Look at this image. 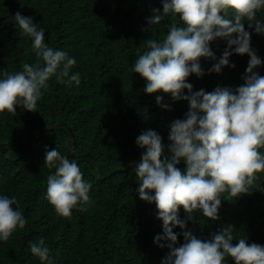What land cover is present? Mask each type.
I'll return each mask as SVG.
<instances>
[{
  "label": "trees",
  "instance_id": "trees-1",
  "mask_svg": "<svg viewBox=\"0 0 264 264\" xmlns=\"http://www.w3.org/2000/svg\"><path fill=\"white\" fill-rule=\"evenodd\" d=\"M154 7L161 8L160 0H0V71H22L23 63H36L31 40L10 20L20 12L45 29L49 46L76 59L72 71L81 76L79 87L72 88L51 79L37 112L17 107L16 115L0 114V147L7 153L0 149V194L15 195L27 220L24 229L0 242V264H41L28 248L41 237L54 264H160L169 251L153 242L162 234V221L155 203L141 200L135 191L139 181L133 169L144 151L135 144L136 137L152 129L169 143V123L183 119L188 110L187 101H173L166 94L162 103L170 110L159 107L155 96L161 93H145L144 79L132 72L137 50L143 51L144 40L152 36L142 29L148 27L146 18ZM167 23L183 26L178 17L166 18L154 26L155 38H163ZM225 47L220 39L211 43L217 57ZM251 47L264 61V36L251 32ZM229 60L235 67L224 66L217 74L207 72L215 61L201 58L206 74L191 75L187 81L194 91L207 92L243 85L249 57L233 54ZM256 71L264 76V63ZM54 147L76 162L92 184L91 204L86 211L73 209L71 219L57 215L45 197L50 170L43 157L46 148ZM92 160L102 177L125 169L98 180ZM177 167L183 170V162ZM259 176L264 187V173ZM218 215L220 219L212 221L194 212L187 229L204 240L232 225L234 237L264 245V193L222 199ZM180 217H185L182 208ZM178 243H183L182 235ZM226 264L234 262L226 258Z\"/></svg>",
  "mask_w": 264,
  "mask_h": 264
},
{
  "label": "clouds",
  "instance_id": "clouds-1",
  "mask_svg": "<svg viewBox=\"0 0 264 264\" xmlns=\"http://www.w3.org/2000/svg\"><path fill=\"white\" fill-rule=\"evenodd\" d=\"M160 4L146 18L148 27L142 30L152 36L144 40L143 51L137 50L132 64V72L145 81L143 91L161 93L155 96L159 107L170 110L169 104L162 103L165 94L188 104L184 118L168 125L169 143H163L152 129L135 139L144 149L133 167L140 182L135 191L141 200L155 203L162 234L153 242L169 250L160 264H226V258L234 264H264V245L234 237L232 225L204 240L187 229L194 212L216 221L222 199L264 193L258 183L259 174L264 173V76L256 71L264 61L251 47V32L264 36V0H160ZM176 17L183 26L167 23L163 38H155L154 26ZM10 20L31 40L36 63H23L22 71H0V114L16 115L17 107L37 112L38 101L53 78L66 88L79 87L80 73L72 71L77 63L74 57L49 46L45 29L32 17L17 12ZM218 39L226 42L219 57L211 48ZM233 54L249 57L243 85L217 86L211 92L193 90L187 78L206 74L201 58L215 61L207 72L219 74L224 66L235 67L229 60ZM43 160L50 170L45 197L56 214L71 219L73 209L86 211L92 202V184L77 163L55 147L45 149ZM181 162L183 170L177 167ZM26 223L16 196L0 194V242L8 241ZM177 227L180 232L173 231ZM181 235L183 243H178ZM28 248L41 264H54L44 238L30 241Z\"/></svg>",
  "mask_w": 264,
  "mask_h": 264
},
{
  "label": "water",
  "instance_id": "water-1",
  "mask_svg": "<svg viewBox=\"0 0 264 264\" xmlns=\"http://www.w3.org/2000/svg\"><path fill=\"white\" fill-rule=\"evenodd\" d=\"M45 129H48V128H45ZM70 138L72 139V135H71V133H70ZM0 149L1 150H3L4 152H5V155L7 156V153H6V150L4 149V148H2V147H0ZM24 149H25V147L21 150V152H20V154H19V156H21L23 153H24ZM71 154L74 156L75 154H74V147H73V140H72V145H71ZM92 162H93V165H94V169H95V174H96V177H97V179L98 180H102V179H104L105 177H109L111 174H113V173H116V172H120V171H123L124 169H125V167H123V168H120V169H115V170H112L110 173H108L106 176H100V174L98 173V170H97V167H96V165L94 164V161L92 160ZM131 165V163L130 164H128V166H130ZM263 182H264V179H263ZM140 183V182H139Z\"/></svg>",
  "mask_w": 264,
  "mask_h": 264
}]
</instances>
